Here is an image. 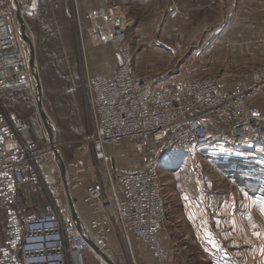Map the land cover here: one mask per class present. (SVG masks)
Wrapping results in <instances>:
<instances>
[{
	"label": "built area",
	"instance_id": "built-area-1",
	"mask_svg": "<svg viewBox=\"0 0 264 264\" xmlns=\"http://www.w3.org/2000/svg\"><path fill=\"white\" fill-rule=\"evenodd\" d=\"M91 20L97 41L105 40L114 57L107 76L91 74L85 55L79 60L80 83L93 117L85 141L97 158H105V148L124 144L144 160L156 152L190 154L196 148L237 155L264 142V127L248 105L264 89V63L251 81L233 89L223 88L213 76L159 87L138 74L126 49L127 22L117 4L99 6ZM26 45L9 0H0V82L15 81L10 78L15 69L27 64ZM212 117L226 122L213 130ZM47 137L36 109L21 116L0 106V207L5 213L0 264H89L90 256L96 264H107L88 240L106 253L112 239L125 247L130 238L142 243L156 264H171L159 241L165 197L158 157L131 171L108 170L105 178L94 169L91 180L84 172H68L67 182L81 190L91 211L84 224L73 220L66 196L57 189L58 164L50 161L54 151ZM23 187L43 196L37 210L16 208Z\"/></svg>",
	"mask_w": 264,
	"mask_h": 264
},
{
	"label": "rangeland",
	"instance_id": "rangeland-1",
	"mask_svg": "<svg viewBox=\"0 0 264 264\" xmlns=\"http://www.w3.org/2000/svg\"><path fill=\"white\" fill-rule=\"evenodd\" d=\"M115 1L122 3V0ZM19 2L27 33L34 47L42 105L51 125L53 145L58 148L66 174L69 171H75L82 164L89 169L96 170L104 177L108 170L109 172L112 171L111 173L118 170H127L125 165L129 161L143 162L145 160H143V156L128 146L105 148V158H97L92 147L85 141V137L92 130L93 117L90 114L87 93L80 83V57L84 58L85 55L87 67L91 74L101 73L97 68L103 62H108V66L103 68L104 71H109L114 65L113 52L108 43L105 40L103 42L97 41L96 36L93 34L91 20L93 12L91 15L83 16L77 0H19ZM183 2L190 7L191 5L195 7L196 17L198 19L206 18L207 21L203 24L207 25L211 24L212 21L220 20L219 15L222 7L225 8L224 5L236 2V0H191L190 5L188 0ZM105 3H107V0H103L101 5ZM203 7L206 10L203 11ZM122 11L124 12L123 7ZM150 11V8L145 10L144 18L146 20L150 17L146 13ZM73 13L76 18L73 17ZM161 14H159V17ZM152 17L156 18L155 14ZM141 18L138 15V19L141 20ZM164 18L162 19L165 20V24L161 22L162 26H158V23L155 22L152 25L153 30H149V25H146L148 28L143 27L141 29L138 27L134 29L133 23L128 24L130 26L125 34L127 35L126 49L130 51L133 62L135 60V64L139 69L138 72L140 71L146 76L167 78L176 69L183 70L184 75H187V69L184 71L185 66L179 64L182 62L181 59L186 57V52L191 53V51L185 50L183 52L182 46L179 44L175 46L172 43L168 44V48L173 50L172 53H161V50H159L165 48L164 46L158 47L160 38L174 41L180 32L179 29H173L175 20L171 18L170 14L165 13ZM79 20L80 23H78ZM80 24L81 28L79 27ZM161 28L162 30H159ZM193 30L196 33H201L203 28H193ZM182 33L184 32L182 31ZM184 35L191 36L189 30ZM176 48L179 49V55L173 53ZM167 50L168 52L171 51ZM25 53L27 64L21 67V70L23 69L21 75L26 73L25 77L17 79V81L1 78L2 82H0V106L23 115L34 112L37 105L33 97L36 86L34 85L33 71L28 64L27 45L25 46ZM196 58L191 56L187 61L190 67L196 63ZM255 69L249 73L250 76H252ZM205 76L207 75L204 74L199 77ZM185 78L187 77L181 80ZM211 148L213 147L211 146ZM192 151L195 152L194 157L186 160L184 156L179 155L178 162L171 164L172 166L168 165L163 170L162 166L158 169L162 182H167L165 190L169 191L173 187L170 184V174L168 172L172 168L180 169L181 167L178 170L179 172L175 174L180 178L175 187L196 188V185H198V187H201V191L208 192L210 197L216 195L219 191L227 195V192L231 190L229 182L232 180V172L236 168V165L232 163L235 159L229 155L224 157L208 154L206 149L196 148ZM52 159L58 164L55 153H52L50 161ZM172 160L174 161V159ZM143 166L142 164L141 167ZM187 167L192 168L188 169ZM55 180L57 189H61V192H63L59 164ZM260 181L258 191L264 192V182L262 179ZM67 186L68 190H70V187L71 189L74 187L69 182ZM42 198L41 193H35L31 187H23L18 192L16 208L18 211L37 210ZM167 201H169V198ZM166 208L167 202L164 207L163 228L159 241L163 248L168 251L171 264H223L226 261L224 259L226 255H228L226 263L231 260V262L238 264L239 259L235 254L236 252L247 264H264V215L261 216L257 212L251 213V221L256 223L253 232L250 230L249 225L251 224L244 221L242 222L244 223L243 232L227 235L229 239L228 247L235 250V253L224 251V254L221 253L223 251H220V249H213L219 248V245H221L216 234L213 235L211 242L206 237L190 236L187 230L179 232V230L172 229L168 219L172 215L168 213ZM167 220L168 222H166ZM185 233L188 235H185ZM235 247H240V249L238 250ZM253 247L254 249H252ZM238 251H241L242 254ZM114 256L123 258L124 262L122 264H156L146 247L136 241L130 242V245H125V247L123 245L118 246L117 253ZM90 264H94V259L90 260Z\"/></svg>",
	"mask_w": 264,
	"mask_h": 264
},
{
	"label": "crops",
	"instance_id": "crops-1",
	"mask_svg": "<svg viewBox=\"0 0 264 264\" xmlns=\"http://www.w3.org/2000/svg\"><path fill=\"white\" fill-rule=\"evenodd\" d=\"M17 1L19 6L20 2L19 0ZM183 1L184 0H122V4L120 2L117 3L115 0H107V3H115L120 8L123 18L127 22L126 31L130 23H133L134 29L138 27L141 29L143 27H149V30H153L152 25L155 22L158 23V26H162L161 22L165 24V13L170 14L171 18L175 20L173 29H179L180 32L174 41L160 38L158 47L164 46L165 48H160L159 50H161V53H172L173 50L168 48V44L172 43L175 46L178 44L182 46L181 49L183 52H185V50L191 51V53L186 52V57L183 56L185 58L181 59L182 62L179 64L185 66L184 71L187 69V75H184L183 70L176 69V71L167 78L146 76L140 73V71L138 72L139 69L134 60L133 64L138 74L143 77L144 80L159 87H170L184 77L193 78L203 76L204 74L207 76L212 75L217 78L219 77L221 86L227 89H233L248 83V81L251 80L249 73L257 66L264 63V0H236V2L227 3L226 5L222 3L225 8L222 7L221 9L219 15L221 19L212 21L211 24L207 25L203 24V22L207 21L205 20L206 18L198 19L195 15V7H192V5L190 7L188 4H184ZM188 1L190 5L191 0ZM77 2L81 14L87 16L91 15L95 7L101 5L103 0H77ZM144 8H146L145 10L149 8L151 10L146 13L150 15L147 20L144 18ZM204 10H206L205 7H203V11ZM160 13L162 14L159 17ZM154 14L156 18L152 17ZM138 15L142 17L141 20L138 19ZM146 25L149 26L147 27ZM199 27H202L203 30H201V33H196L193 28ZM159 30H162V28ZM187 30H189L191 36L184 35ZM182 31L184 33H182ZM167 49L171 51L168 52ZM178 50L179 49L176 48V51L173 53L179 55L180 52H178ZM191 56L192 58H197L196 63L193 64L194 66L190 67L187 61ZM107 63L108 62L101 63L100 67L97 68L101 73L97 72L98 74L110 75L114 67L109 71H104L103 68L108 66ZM248 105L256 116L259 117L264 127V89L259 92L256 99L248 100ZM210 122L211 128L217 130V126L219 124H224L226 119L212 117ZM124 146H128L130 149L134 150L132 146L128 144H124L122 147ZM155 148L157 150L156 146ZM194 153V151H191L190 154H162L161 152H156L155 155L147 156L145 162L138 161L139 163H137V161H129L125 165V169L127 170L124 171L141 168L142 164L145 165L156 157H158L160 161L158 169L162 166L163 170V168H166L168 165L172 166L171 164L178 162L180 159V157H178L179 155L184 156L187 160L194 157ZM207 153L224 157L229 155L235 159L232 163L236 165V168L232 172V176H234V173L241 170L240 166L244 164L247 168L251 169V171L257 172V175L260 176V180L262 179L264 182V142L250 147L237 155H230L228 152L225 153L222 149ZM174 156L176 157L173 158ZM172 159H174V161ZM187 168L190 169L192 167ZM180 169L172 168V170L168 172L170 174V184L173 186L171 190L166 191L165 185L167 186V182L163 183L161 180L162 193L165 197V206L167 202L166 209H168V213L172 215L168 218L172 229L175 231L179 230V232L187 230L190 236L206 237L211 242L213 235L216 234L221 245H219V248L213 249H220V251H223L221 253H224V251L235 253V250H231L228 247L229 239L227 235L243 232L244 223L242 222L244 221H248V223L251 224L249 225L250 230L252 232L254 231L256 223L251 221V213L257 212V214L261 216L264 215V211H262V209H264V192L250 194L232 177V180L229 182L231 184V190L228 189L230 192H227V195L219 191L216 195L210 197V194L204 190L201 191V187H198V185H196V188L175 187L176 182H179L180 179L175 174H177ZM76 170L84 172L88 180L93 178V170L85 165L80 164ZM189 175L191 174L189 173ZM102 178H105V176H102ZM227 180L229 179L227 178ZM69 195L71 196L73 211L70 209L67 198L66 200L73 220L77 222L81 221L84 224L88 223L91 218V211H89L87 205L83 201L81 190L74 185L72 189L70 187ZM168 198L169 201H167ZM4 219L5 213L3 208L0 207V239L2 237V224ZM166 222H168V220ZM185 235L188 234L185 233ZM133 241L138 242L134 238H130L127 245H130V242L132 243ZM118 246H120L119 242L112 239L111 243L105 248L113 264H122V262H124L123 258L117 256L113 257V255L117 253ZM235 248H238V250L240 249V247ZM252 249H254V247ZM238 252L242 254L241 251ZM235 254L239 259L238 264H247L237 252ZM90 258L93 259L92 256H90L89 259ZM224 259L227 261L228 255L224 256ZM226 261H224L223 264H225ZM94 264H96L95 259ZM226 264L237 263L231 262L230 260Z\"/></svg>",
	"mask_w": 264,
	"mask_h": 264
},
{
	"label": "water",
	"instance_id": "water-1",
	"mask_svg": "<svg viewBox=\"0 0 264 264\" xmlns=\"http://www.w3.org/2000/svg\"><path fill=\"white\" fill-rule=\"evenodd\" d=\"M9 2L11 4V6L13 7L14 12L17 16V20L19 22V27H20V31H21V36L28 46V53H29L28 64H29V68L33 71V77L35 79L34 85L36 86V88L33 91V97H34L35 101L37 102L36 110H37L39 116L41 117L45 131L47 132L49 146L54 147L52 137H51V130H50L51 125H50L49 121L47 120L46 113L44 111L42 101H41V88L39 85V75H38V72H37V69L35 66L34 47L31 44L30 37L27 35V33L25 31V22L23 20L22 12L20 10V7L18 6L17 0H9ZM54 153L56 155V158H57V161L59 164L60 179L62 180L63 193L68 200V204L70 206L71 211H73L72 200H71V196L69 195V190H68V186H67L68 182L66 180L65 167H64L62 158L59 155V153H56L55 151H54ZM88 243H90L91 247L93 248V250L96 254H98L101 258L105 259L107 264H113L112 260L108 257V255L105 253V251L98 249L93 243L90 242V240H88Z\"/></svg>",
	"mask_w": 264,
	"mask_h": 264
},
{
	"label": "trees",
	"instance_id": "trees-1",
	"mask_svg": "<svg viewBox=\"0 0 264 264\" xmlns=\"http://www.w3.org/2000/svg\"><path fill=\"white\" fill-rule=\"evenodd\" d=\"M19 114V113H17ZM21 116H28L29 114ZM240 169L237 173H234L233 179L250 194H259V184H260V176L257 175L253 170L247 168L244 164L240 166ZM233 174V173H232ZM259 177V178H258Z\"/></svg>",
	"mask_w": 264,
	"mask_h": 264
},
{
	"label": "bare ground",
	"instance_id": "bare-ground-1",
	"mask_svg": "<svg viewBox=\"0 0 264 264\" xmlns=\"http://www.w3.org/2000/svg\"><path fill=\"white\" fill-rule=\"evenodd\" d=\"M21 72H23L21 69L16 68L14 74L11 76L12 77V80H16L17 81V79H21V78L25 77L26 73H23L21 75ZM51 148H53V151H55L56 153H58V148H56V147H51ZM99 154L102 155V152H100Z\"/></svg>",
	"mask_w": 264,
	"mask_h": 264
},
{
	"label": "snow or ice",
	"instance_id": "snow-or-ice-1",
	"mask_svg": "<svg viewBox=\"0 0 264 264\" xmlns=\"http://www.w3.org/2000/svg\"><path fill=\"white\" fill-rule=\"evenodd\" d=\"M262 211H264V209H262Z\"/></svg>",
	"mask_w": 264,
	"mask_h": 264
}]
</instances>
